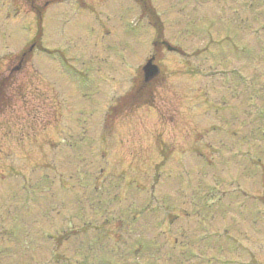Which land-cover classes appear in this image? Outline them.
<instances>
[{"label":"rangeland","instance_id":"obj_1","mask_svg":"<svg viewBox=\"0 0 264 264\" xmlns=\"http://www.w3.org/2000/svg\"><path fill=\"white\" fill-rule=\"evenodd\" d=\"M57 3L0 0V264H264V0Z\"/></svg>","mask_w":264,"mask_h":264},{"label":"water","instance_id":"obj_2","mask_svg":"<svg viewBox=\"0 0 264 264\" xmlns=\"http://www.w3.org/2000/svg\"><path fill=\"white\" fill-rule=\"evenodd\" d=\"M149 72H150V74L151 75H153L154 74V71H152L153 69L152 68H150V69H147Z\"/></svg>","mask_w":264,"mask_h":264}]
</instances>
